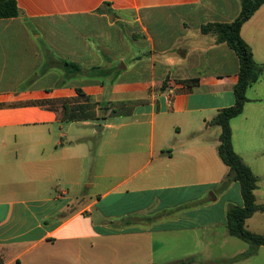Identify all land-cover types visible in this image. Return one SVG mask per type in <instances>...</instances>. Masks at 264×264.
<instances>
[{"label":"crops","instance_id":"1","mask_svg":"<svg viewBox=\"0 0 264 264\" xmlns=\"http://www.w3.org/2000/svg\"><path fill=\"white\" fill-rule=\"evenodd\" d=\"M15 2L20 16L0 19V253L5 264H96V254L103 255L104 264H264L262 246L240 259L249 246L226 228L227 207L243 206L239 184L217 192L229 169L218 156L221 129L210 122L235 103L239 60L226 44L200 32L203 25L234 21L240 1ZM165 15L173 22L161 18ZM75 18L103 22L115 35L111 40L93 36L98 46L89 42L92 36L84 38L68 54L50 36L49 23ZM159 19L167 21L161 30L169 32L157 36ZM240 37L255 62L264 65V4L242 25ZM130 44L148 51L129 69L117 72L110 62L101 63L109 52L116 62L126 61ZM62 61L84 71L104 70L103 77L114 81L111 94L140 88L145 96L117 112L115 102H130L111 96L107 105L100 101L106 87L101 77L65 82ZM129 72L140 75L141 83L126 79ZM189 80L194 82L181 83ZM246 97L241 115L230 122L232 147L257 177L255 201L264 205V74ZM88 103L99 111L115 110L104 116L103 130L131 128L99 143L102 172L113 182L92 202L71 207L69 191L58 185L63 174L77 171L79 157L62 147L63 124L97 125L99 119L65 122L64 106ZM109 119L126 123L115 126L107 124ZM263 217L264 211L255 213L245 228L264 236L257 220ZM125 218H135L136 224L119 229L109 224Z\"/></svg>","mask_w":264,"mask_h":264},{"label":"trees","instance_id":"2","mask_svg":"<svg viewBox=\"0 0 264 264\" xmlns=\"http://www.w3.org/2000/svg\"><path fill=\"white\" fill-rule=\"evenodd\" d=\"M239 1L241 9L234 21L203 25L200 32L202 35H212L214 43L217 45L226 44L239 60L238 79L233 87L235 103L229 108L218 111L210 124L218 126L221 129L217 151L219 158L229 169L217 192H222L230 183L237 182L243 199L242 207L229 205L226 210V228L228 234L249 246L247 252L239 257L241 259L252 256L257 248L264 247V236L252 233L245 228L246 220L251 218L255 213L263 212L264 205H258L255 201L254 191L257 188V177L233 150L230 122L241 115L244 104L248 101L246 97L248 88L259 81L264 74V65L255 62L250 47L240 37L242 25L264 4V0ZM20 14L15 0H0V19L16 18ZM62 69L64 71L65 82L77 77H103L105 73L100 68L84 71L79 65L68 61H62ZM191 82L194 81H182L181 83L187 85ZM167 83V81H164L162 87H166ZM77 94L83 96V93L79 89L77 90ZM89 104L64 106L63 121L90 120L91 117L85 115L86 106ZM101 118H104V116H101ZM147 221L152 223L155 219L149 218ZM109 224L112 228H124L135 225L136 220L135 218H125L120 219L116 224L113 222ZM0 264H5V258L1 253Z\"/></svg>","mask_w":264,"mask_h":264},{"label":"rangeland","instance_id":"3","mask_svg":"<svg viewBox=\"0 0 264 264\" xmlns=\"http://www.w3.org/2000/svg\"><path fill=\"white\" fill-rule=\"evenodd\" d=\"M167 15L164 17H161L163 19H167ZM160 18V19H161ZM159 19L158 23L155 24V26L159 29L154 31L157 36L161 32H169V31H162L161 29L164 28L163 26L166 24L167 21L161 22ZM170 23H172V18L167 19ZM49 32L52 39H55L58 44H63L64 51L68 54L72 53L74 51V47L78 44H80L78 41H81L85 38V40H88L87 38L89 36H92L89 39V42L91 44H94L96 46L99 45V41L96 37H93L95 35H103L110 37V40L114 37L115 32L114 29H109L105 26L103 22L100 21H94V20H85L81 18H75V19H68L66 21H55L54 23H49ZM78 42V43H77ZM131 49V53L126 58V61L124 62H116L114 59V55L110 52L105 56L102 54V61L101 63L105 66L109 62L112 64V66H115L117 72L123 71L122 67L130 68L133 64L138 63L139 59H136L137 57L143 58L142 54H146L148 51V46H144V48H138L134 49L133 45H129ZM179 45L177 44L175 48L174 53L176 50H178ZM109 55V56H108ZM110 60H107V59ZM71 60V59H70ZM140 75L136 73L129 72L126 75V79L130 81H137L140 82ZM90 78V77H87ZM107 77H101L98 80H105L103 83L106 85L104 88V94L102 97H98V99L104 100L107 105V99H109V96H111V100L113 101H123L128 100L130 102V105H121L120 102H115L116 105V111L120 110L119 108L122 107L124 110L125 108H128V106H132L135 102L142 99L145 94L141 92L140 88H133L132 90H129L128 92H121L117 94H111L112 86L114 84V81L112 82L110 79H106ZM108 80V81H107ZM141 83V82H140ZM113 96V98H112ZM81 98V97H80ZM68 102V101H67ZM72 102V101H69ZM97 105L95 104H89L87 105L85 109V115H88L91 117L90 120L94 119H103L101 116H112L115 110L108 109L106 111H103L100 109L97 110ZM111 108V107H110ZM121 109V110H122ZM93 118V119H92ZM113 123L115 126L126 123V120L123 119H109L107 121V124ZM96 123H89L87 126H81L80 124H63L64 127V133L65 138L62 140L63 142V149H69L73 150L74 154L79 157V160L75 163L77 171L74 173H66L63 174L61 183H59V188L68 190L69 194L67 195L68 198L72 200L71 207H74L73 205L76 203H80L83 200L85 203L92 202L96 199L98 194H103L105 187H107V184H109L111 181L113 182L114 178H112V175L108 177H104V173L102 172V158H99L97 156V150L99 143H101L104 139H107L111 136V134H122L125 131H128L131 128V125H128L127 127L117 129V127H114L113 129H105L102 131H96L95 129ZM144 133H147L146 130ZM80 138V141H78L77 146L76 145H69V140L71 139H77ZM134 147V146H133ZM132 149H136L137 147H134ZM61 148V147H60ZM59 148V149H60ZM144 149V148H142ZM94 184V186H93ZM56 183L52 185V190H55ZM94 218L96 219V222L98 221V216L95 212ZM261 219V220H260ZM261 224L264 226V217L258 218ZM139 222V221H138ZM258 223V222H256ZM251 226V225H250ZM250 228L254 229V226H251ZM119 229V228H117ZM168 238V237H165ZM168 240V239H166ZM112 247L116 248L118 246L119 241H112ZM185 247H183L184 249ZM118 250V248H117ZM103 255L96 254L95 258L99 260L96 264H104L100 258H102ZM84 259H88L86 256H83Z\"/></svg>","mask_w":264,"mask_h":264},{"label":"water","instance_id":"4","mask_svg":"<svg viewBox=\"0 0 264 264\" xmlns=\"http://www.w3.org/2000/svg\"><path fill=\"white\" fill-rule=\"evenodd\" d=\"M104 119H99L98 121H97V125L95 126V129H96V131H102L103 130V124H104Z\"/></svg>","mask_w":264,"mask_h":264}]
</instances>
